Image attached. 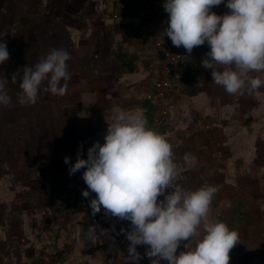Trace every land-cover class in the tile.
Listing matches in <instances>:
<instances>
[{
    "label": "crops",
    "instance_id": "0c3cea01",
    "mask_svg": "<svg viewBox=\"0 0 264 264\" xmlns=\"http://www.w3.org/2000/svg\"><path fill=\"white\" fill-rule=\"evenodd\" d=\"M118 1L132 0H47L56 12L63 11L56 16L68 29L65 32L72 43L68 61L71 80L62 97V148H53V153L57 150L62 156H58V167L52 166L54 160L48 157L46 175L55 180H47L49 184L44 188L43 197L48 210L44 216L41 213L37 216L38 225L45 224L47 244L29 246L43 249L34 258H26L30 260L28 263L46 264L44 254L53 257L56 244L63 246L61 250L66 253L75 254L81 241L108 244L111 233L122 232L123 224L126 231L130 230V221L106 214L104 209L96 222H91L94 214L89 199L95 193L90 192L88 198L82 196L81 190L87 188L82 179L84 169L70 176L69 165L64 162L66 156L70 163L76 161L78 146L82 145L80 155L86 159L87 149L94 141L103 144L106 120L112 118L118 106L143 111L149 123L150 106L144 95L152 88L155 76L148 65V39L136 36L135 17H111ZM211 11L218 15L228 12L226 0ZM209 50L205 43L183 65L173 69V76L182 78L184 86L174 92L168 117L159 132L172 145L177 171L185 187L218 186L209 216L238 230L240 236L229 252V264H264V86L250 95L228 94L212 81L211 70L201 66V59ZM55 140L59 143V139ZM58 183L68 187L67 208L62 213L50 210L55 201H62ZM161 199L163 196L158 197V201ZM89 225L94 226L95 235L86 234ZM78 228L84 230L80 235H77ZM54 232H58L56 241ZM183 243L177 254L183 250ZM128 244L127 240V247ZM22 245H11L18 258L9 260L2 257L7 244H0V264H22ZM146 247H137L143 257L138 264H151L144 256ZM68 262L71 264L70 257L61 264Z\"/></svg>",
    "mask_w": 264,
    "mask_h": 264
},
{
    "label": "clouds",
    "instance_id": "9594fccd",
    "mask_svg": "<svg viewBox=\"0 0 264 264\" xmlns=\"http://www.w3.org/2000/svg\"><path fill=\"white\" fill-rule=\"evenodd\" d=\"M222 3L225 0H164L168 20L162 38L166 35L173 46H182L187 56L207 43L210 50L201 66L211 70L212 81L230 95H250L264 86V0H226L228 12L211 11ZM6 35L0 33V64L9 59ZM70 59L67 50L52 48L33 65L12 73L11 83L20 80L17 102L35 104L41 90L66 94ZM8 84L0 76V106L12 105ZM106 122L103 144L94 141L86 159L80 155L82 145L78 146L76 161L70 163L66 156L64 162L70 176L84 169L87 188L81 194L88 198L90 192L95 193L89 199L92 214L102 206L106 214L130 221L125 261L138 264L143 257L137 246L144 245V256L151 264L162 260L168 264H229V252L240 236L238 230L209 216L218 186L185 187L172 145L165 134L149 125L143 111L118 106ZM82 231L78 228L77 235ZM86 234H96L93 225ZM182 242L183 250L177 254Z\"/></svg>",
    "mask_w": 264,
    "mask_h": 264
},
{
    "label": "rangeland",
    "instance_id": "374dc122",
    "mask_svg": "<svg viewBox=\"0 0 264 264\" xmlns=\"http://www.w3.org/2000/svg\"><path fill=\"white\" fill-rule=\"evenodd\" d=\"M48 4L47 0H0V33H7L4 42L9 52V59L0 64V76L9 80L8 93L12 97L10 107L0 106V244H7L2 257L9 260L18 258L12 249L14 244H23L22 264H32L26 258H34L43 249L29 246L47 244V233L43 231L45 224L38 225L37 216L39 213L44 216L48 210L43 191L48 181L55 180L48 179L46 175L48 157L54 160L52 166H56L58 156H62V152L59 154L57 150L53 153V148H62L64 104L63 95L41 90L35 104L20 105L16 98L20 80L18 78L16 84L11 83V75L26 65H33L52 48H63L69 53L72 43H69L65 32L69 31L56 16L63 11L56 12ZM55 139H59V143ZM57 185L62 201L54 200L50 210L62 213L67 208L68 187L62 183ZM121 228L126 232L124 224ZM122 232L111 233L108 244L81 241L75 254L70 251L65 256L70 257L71 264H126L127 239L125 234L120 235ZM54 234L56 241L58 232ZM119 237L122 238L120 242ZM62 247L56 244L52 250L58 253ZM55 253H52L53 257L44 254L46 264H61L66 260ZM165 262L161 264H168Z\"/></svg>",
    "mask_w": 264,
    "mask_h": 264
},
{
    "label": "built area",
    "instance_id": "2783aa9c",
    "mask_svg": "<svg viewBox=\"0 0 264 264\" xmlns=\"http://www.w3.org/2000/svg\"><path fill=\"white\" fill-rule=\"evenodd\" d=\"M164 0H132L118 1L114 4L111 17L120 18L124 16L135 17L138 21L136 31L137 37L148 39L146 51L148 65L154 73L152 88L144 95L150 106L149 125L159 131L168 117L169 105L174 92L184 86V80L173 76V69L183 65L187 59L194 55L200 48L195 47L190 54L186 55L185 49L173 46L170 38L163 36L161 32L167 27L168 14L163 8ZM91 217V222H96L98 214ZM65 250L57 254L64 257Z\"/></svg>",
    "mask_w": 264,
    "mask_h": 264
}]
</instances>
